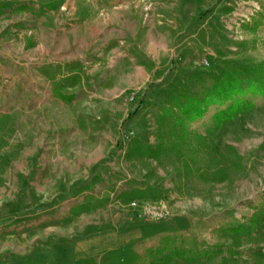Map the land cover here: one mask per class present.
<instances>
[{
  "label": "rangeland",
  "instance_id": "rangeland-1",
  "mask_svg": "<svg viewBox=\"0 0 264 264\" xmlns=\"http://www.w3.org/2000/svg\"><path fill=\"white\" fill-rule=\"evenodd\" d=\"M219 76L264 88V0H0V264L264 261L262 95L179 111Z\"/></svg>",
  "mask_w": 264,
  "mask_h": 264
},
{
  "label": "trees",
  "instance_id": "trees-1",
  "mask_svg": "<svg viewBox=\"0 0 264 264\" xmlns=\"http://www.w3.org/2000/svg\"><path fill=\"white\" fill-rule=\"evenodd\" d=\"M247 92L254 96L261 94L263 97V101L261 102L264 103V88L262 84L254 81L246 86L238 84L232 85L227 81L224 82L221 80V76H219L216 77L215 83L212 85L209 93L204 97H200L189 92L180 94L179 97H181L183 101L179 103V111L183 117L194 121L205 116L212 105L220 104L221 106L226 107L224 109H220L214 115V119L220 117L228 119L256 107L258 102L253 98L247 97ZM148 150L151 155H155L157 153L156 149L148 148ZM258 212H264V198L263 205L260 207ZM258 222V218L252 217L250 225L247 227L241 225L223 230L234 234L238 238L250 237L253 234V229L256 227ZM163 239L164 245H162L156 253H151L153 256V262H156L157 264H169L176 258H186L190 262H200L215 259L225 252L229 255L239 253L238 249L233 246L225 248L217 244L207 245L201 249H188L183 245H174L170 247L171 237L168 235ZM27 264L37 263L27 262ZM254 264H264V261L261 257H257Z\"/></svg>",
  "mask_w": 264,
  "mask_h": 264
},
{
  "label": "built area",
  "instance_id": "built-area-1",
  "mask_svg": "<svg viewBox=\"0 0 264 264\" xmlns=\"http://www.w3.org/2000/svg\"><path fill=\"white\" fill-rule=\"evenodd\" d=\"M203 65L204 66H209L210 62L207 59L203 60ZM160 217L164 218L165 217V213L163 212L162 214H160Z\"/></svg>",
  "mask_w": 264,
  "mask_h": 264
}]
</instances>
